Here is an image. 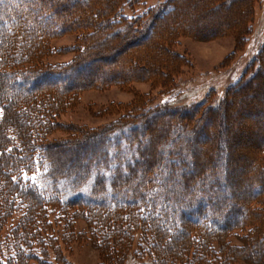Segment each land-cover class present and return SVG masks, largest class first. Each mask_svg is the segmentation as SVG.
<instances>
[{
  "label": "trees",
  "instance_id": "obj_1",
  "mask_svg": "<svg viewBox=\"0 0 264 264\" xmlns=\"http://www.w3.org/2000/svg\"><path fill=\"white\" fill-rule=\"evenodd\" d=\"M61 1L67 0H0V178L2 176L7 183L6 174L13 169L28 173L37 167L43 172L40 186L26 184L31 188L25 190H17L16 186V195L30 197L21 195L25 202L23 207L9 203L13 191L8 192L6 184L1 192L9 198H0V220L9 215L5 214L7 211L11 214L19 210L18 230L33 226L36 229L43 215L49 217L55 210L57 213V210L73 208L66 217L64 215L63 233L69 220L72 221L69 229H72L73 221L82 218L100 251L113 258L112 264H124L136 234L141 236L145 246L140 254L136 252L135 259L143 261L146 257L151 264H236L240 260L264 264V139L257 143L258 156L250 158L254 171L241 177L231 172L239 165L238 157H230L226 143L218 150L214 133L203 155L191 156L192 149L189 152L187 144H172L190 131L192 116L202 111L201 103L184 110L180 106L181 109L175 107L165 111L135 106L102 127L88 131L76 127L70 132L65 129L70 136L48 139L61 106L70 104L84 88H99L115 78L110 76L108 81L87 79L89 82L80 84L83 72L77 69L72 73L75 68L86 67L82 62L90 50L98 49L95 35L102 33L103 27H115L108 36L111 41L117 43L127 38L129 46L138 42L139 46L131 49L129 62L150 65L146 75L156 76L158 80L177 70L183 62L182 56L172 49L180 36L189 34L198 38L195 32L181 31L175 20L179 0H164L158 7L149 4V0H86L81 4L71 0L75 7L74 19L65 17L64 8L69 5L60 6ZM209 1L211 4L213 0ZM220 1L227 6L234 3L235 7L230 10L236 14L237 24L231 29L221 28L212 36L233 35V53L241 51L250 36L257 0ZM99 13L102 18L97 21ZM71 24L81 27L75 47L79 46L81 52L76 57L83 56L82 60L38 67V55L48 40L69 30ZM92 24L97 28L95 31L88 30ZM25 31L29 32V37ZM90 64L97 65L92 61ZM263 68L264 39L230 91L249 88L247 86L263 73ZM239 102L235 109L242 112L247 103L246 100ZM157 114L168 124L176 118L181 126L174 140L170 139L164 155L157 149L148 151L145 146L150 140L148 133L142 134L141 140L136 132L139 118L145 115L154 118ZM142 126L147 128L148 124L144 122ZM157 130L152 132L155 136L161 131ZM60 145H75L76 148L69 147L75 158L79 155L78 149L84 151L87 145L97 148L98 152H93L80 168L75 166V171L62 170L55 164L58 155L53 149ZM182 157L184 164L176 166ZM217 160L220 161L218 169L214 167ZM176 179L182 190L171 188ZM242 184L252 185L244 205L236 201L239 195L234 192V188ZM217 187L227 192L215 191ZM73 234L72 238H79L85 233ZM60 235L62 241H71L64 234ZM232 235L240 239L241 244H233L229 240ZM47 240L55 255L53 258L58 260L53 237ZM35 241L39 245V241ZM18 256V261L11 263L9 260L6 264H28L29 260L45 264L47 259L40 262L41 256L36 251L28 258ZM56 263L65 262L58 260Z\"/></svg>",
  "mask_w": 264,
  "mask_h": 264
},
{
  "label": "rangeland",
  "instance_id": "obj_2",
  "mask_svg": "<svg viewBox=\"0 0 264 264\" xmlns=\"http://www.w3.org/2000/svg\"><path fill=\"white\" fill-rule=\"evenodd\" d=\"M163 1L149 0L148 3L155 4L158 7ZM76 2L81 4L86 3V0H76ZM179 2L175 20L179 22L181 31L195 32L198 37L183 34L172 47L183 58L179 68L159 80L155 78L156 76L146 75V70L151 67L150 65L148 66L140 61L129 62L128 60L129 55L132 56L133 53L131 49L139 46L138 42L129 46V39L127 38H123L117 43L111 41L108 36L114 32L115 27H111V25L108 28L103 27L102 33L95 35L98 49L92 50L93 52L90 50L91 52L89 51L86 56L87 59L85 57L82 62L86 67L82 69L75 68L72 73H75L77 69H79V72H83V74H80L83 75L80 76L82 78L79 81L80 84L89 82L87 79L108 81L110 76L116 79H125V81L118 82L119 80L117 81L114 78L113 82H105L99 88L87 87L79 91L70 104L60 107V112L56 114L55 118L56 125L48 134V139L70 136L69 133H65L66 130L70 132L72 128L76 127H84L87 131L93 127H102V125L104 126L120 118L128 109L135 106H141L142 109L154 108L155 110L165 111L168 108L177 107L178 109L180 106L184 110L190 105L201 103L200 110L202 111L198 115L194 113L192 125L189 127L190 131H187V134L182 138L174 140L176 133L179 134L181 131V126L176 122V118L173 123L168 124L165 118L161 117V114H157L154 118H150L148 115L139 118V125L136 127V132L140 135L139 139L142 138V134L147 132L150 139L145 145L148 146L146 147L147 150L157 149L164 155L166 148L171 144L170 139L172 138L174 140L173 145L187 144L189 152L192 149L191 156H193L194 154L203 155L205 146L208 141H211L210 136L214 133L217 136L218 146H216L218 150L223 147V143H226L227 148L229 147L230 157L234 156L236 158L237 156L239 158H237L239 165L231 169L233 174L241 177L254 171V163L250 161V158L258 156L255 152L259 148L257 143L264 139V113H257L259 111L264 112V68L261 70L263 73H260L255 81L247 86L249 88L246 87L247 89L231 92L230 87L241 78L264 39V0H257L254 4L248 42L241 51H235L234 53L235 37L233 35L212 36V34L218 33L221 28L231 29L237 24L236 14L230 10L235 7L234 3L227 6L222 4L220 0H213L211 4H209V0H179ZM59 4L60 6L62 4L69 5L67 9L64 8L65 17L75 18V7L72 6L71 0L61 1ZM101 15V13L97 14V21L102 18ZM91 26L88 30L95 31L94 24ZM78 28L76 25L71 24L69 30L49 39L44 50L38 55L39 63H37V66L44 68L45 65L49 66L71 60L73 62L83 58V56H77L78 59L76 57L81 52L79 46L78 48L75 47L79 37L78 31H81V27ZM25 32L28 33L27 37H29V32ZM19 36L21 37V35ZM91 61L97 65H91ZM62 82L67 83L65 80ZM242 100H246L247 106L241 112L235 107ZM224 111L226 112L224 113ZM182 120L185 119L182 118ZM144 122L148 124L147 128H143ZM211 124L213 125L211 126ZM157 129H161V131L155 136V133L152 132L158 131ZM69 147L76 148L75 145H60L53 148L58 155V161L55 164L62 170L72 169V171H75L91 158L93 152H98L97 148L87 145L84 151L81 148L78 149L79 155L76 157L78 160H76L70 153ZM198 155H196V158L200 161ZM72 157L73 160L70 161ZM186 157L188 158V155ZM76 161L78 162L75 163ZM184 161L185 158L182 157L177 161L176 166L184 164ZM215 165L218 169L220 161L216 162L214 167ZM259 166L257 164V167L261 168V165ZM174 172H178V169ZM42 175L43 172L37 167L28 173L13 169V172L6 174L7 183L4 182L2 176L0 178V198H9L4 192H1L7 184L9 186L8 192L13 191L11 198L8 199L9 203L15 207L18 204L23 207L25 202L21 195L24 194L19 193L16 195L14 190L17 188V190H25L31 188L30 185L40 186L43 181L41 179ZM17 181L20 182L17 183ZM262 182L264 185V181ZM26 184H29V186L26 187ZM170 186L172 189L182 190L179 179H176ZM251 187V184H242L238 188H234V192L239 195L236 201L239 200L238 202L244 205L246 197H248V190ZM194 189H197V187H194ZM203 189H205V186ZM215 191L227 192L220 187H217ZM24 196L30 198L28 195ZM12 199L13 201H11ZM63 210H57V213H55V210L54 214L52 213L49 217L43 215V219L37 221L39 224L36 227L37 230L33 226L27 230L22 228V231L18 230L21 211L15 210L11 214L7 211L5 214L9 215L0 220V264L18 261L19 254H21V257L28 258L34 251L40 254L41 257L38 258L40 262L47 258L45 264H57L58 260L62 263L64 261V264H112L113 258L110 254L104 255L105 252L100 251L94 240L95 237L90 235L86 228L87 223L82 218L77 217L73 221L72 229H69L72 224L71 220L67 224L65 223L67 226L65 233H63L62 229L65 228L64 215L74 209L64 208ZM44 214L47 213L44 212ZM54 217L56 219L53 221ZM78 232H84L85 234L79 238L71 237V235H74L73 233ZM59 234H64L71 241H62ZM49 236H52L56 243L54 246L58 260L53 258L55 255L51 246H48L47 237ZM35 240L39 241V245ZM229 240L233 244H241V240L233 235ZM144 246L145 243L141 241V236L136 234V241L124 264H151L146 257L143 258V261L135 259L136 252L140 254ZM108 250L109 247L106 251ZM28 264L43 263L29 260ZM236 264L258 263L240 260Z\"/></svg>",
  "mask_w": 264,
  "mask_h": 264
}]
</instances>
